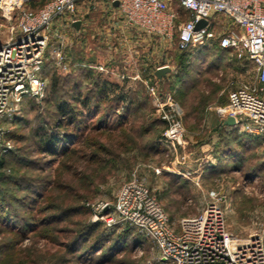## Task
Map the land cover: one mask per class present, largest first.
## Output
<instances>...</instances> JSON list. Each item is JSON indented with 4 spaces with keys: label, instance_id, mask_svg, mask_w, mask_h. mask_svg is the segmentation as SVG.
Instances as JSON below:
<instances>
[{
    "label": "rangeland",
    "instance_id": "1",
    "mask_svg": "<svg viewBox=\"0 0 264 264\" xmlns=\"http://www.w3.org/2000/svg\"><path fill=\"white\" fill-rule=\"evenodd\" d=\"M89 38L87 45L81 37L62 39L61 53L71 64L61 68L52 60L51 37L45 91L28 96L17 117L3 124L9 148L0 156V264H160L154 244L132 227L122 234L123 228L94 220L139 163L175 223L218 200L231 231L245 235L263 224L264 145L221 124L218 112L235 86L253 79V63L219 48L210 55L193 50L180 67V50L169 52V70L155 75L162 80L158 91L171 92L181 107L185 143L166 152L158 141L166 125L142 81L128 77L94 89L84 102L82 63L101 60L89 55ZM98 93L108 102L95 103ZM119 95L124 102H116ZM53 132L58 149L49 152L44 138Z\"/></svg>",
    "mask_w": 264,
    "mask_h": 264
},
{
    "label": "built area",
    "instance_id": "2",
    "mask_svg": "<svg viewBox=\"0 0 264 264\" xmlns=\"http://www.w3.org/2000/svg\"><path fill=\"white\" fill-rule=\"evenodd\" d=\"M201 19L205 24L196 29ZM87 36L93 40L89 55L101 60L82 66L112 85L128 77L142 81L166 125L158 138L166 152L185 143L181 107L171 92L158 91L162 80L155 75L170 67L169 52L217 45L246 56L254 77L235 86L218 112L224 120L233 116L232 127L264 145V0H0V156L9 148L3 124L17 117L24 97H39L47 87L43 68L50 38L56 42L52 60L65 68L71 63L61 53L62 39L81 37L87 45ZM141 166L123 181L114 202L99 205L95 221L111 229L132 227L154 244L160 264H264V223L245 235L235 233L218 200L175 223Z\"/></svg>",
    "mask_w": 264,
    "mask_h": 264
},
{
    "label": "trees",
    "instance_id": "3",
    "mask_svg": "<svg viewBox=\"0 0 264 264\" xmlns=\"http://www.w3.org/2000/svg\"><path fill=\"white\" fill-rule=\"evenodd\" d=\"M220 47H218L217 45H214V46H211V47H204L202 49H200L198 51L199 54H211L213 52L214 49H219ZM223 49V48H221ZM226 50V49H225ZM190 53L191 51H180V54H179V57H180V67L184 65H186V60L187 58H191L190 56ZM83 86L88 90V93L86 92V96L84 98V102L86 103L87 101L89 102L91 99V97H93L94 94L97 93L98 90H94V89H99V88H103V89H106L105 87H113L112 84H110L108 81L106 80H103V81H100L99 79H96V77L94 76V74H92V72L87 69L86 67H83ZM103 92V91H102ZM99 94V93H98ZM97 94V99H93V101L97 104H102L104 102H108V100H106L105 97H102L103 95L100 96V94L98 95ZM100 96V97H99ZM28 96L24 97L23 101L27 98ZM95 98V97H94ZM96 100V101H95ZM115 100H117L116 102H124V99L122 97V95H119V96H116L115 97ZM133 102V99L129 100V103H132ZM112 103V102H110ZM63 106H65V104L63 103V105L61 106V108L63 109L62 111H64L65 108H63ZM67 112V111H65ZM69 113V112H68ZM121 116V114H120ZM56 128H61L62 124L61 123H57L56 124ZM59 132V131H58ZM57 132H53V133H49L45 136L44 138V144H45V148L49 151V152H56V149L57 148V143L59 141L58 139V136L55 134ZM65 133L61 132L59 133V135H63L64 136ZM63 136L60 137V139H63ZM66 136V134H65ZM64 136V137H65ZM157 143V142H156ZM155 143V145H156ZM5 164V162L3 161V159H1V167H3ZM2 171V170H1ZM0 171V173H1ZM129 229V227H127ZM121 232H123L122 234L125 233V229H120ZM124 237V235H123Z\"/></svg>",
    "mask_w": 264,
    "mask_h": 264
},
{
    "label": "water",
    "instance_id": "4",
    "mask_svg": "<svg viewBox=\"0 0 264 264\" xmlns=\"http://www.w3.org/2000/svg\"><path fill=\"white\" fill-rule=\"evenodd\" d=\"M116 3V2H115ZM205 24V20L204 19H201L199 20L198 22H196L195 24V28L198 29L200 28L201 26H203ZM76 26H78V23H75ZM167 70H169L167 67L166 68H162V69H159L155 72V74L157 76H161L162 74H164V72H166ZM235 123V120H234V117L233 116H228L225 120H224V124L226 125H234Z\"/></svg>",
    "mask_w": 264,
    "mask_h": 264
},
{
    "label": "crops",
    "instance_id": "5",
    "mask_svg": "<svg viewBox=\"0 0 264 264\" xmlns=\"http://www.w3.org/2000/svg\"><path fill=\"white\" fill-rule=\"evenodd\" d=\"M222 21L226 24V26H228V27H232V22H231V20L230 19H222ZM121 35H123V34H121ZM125 35H127V34H125ZM142 50H146L145 48H141ZM141 50V51H142ZM143 52H145V51H142V53H141V55L140 56H142V57H145V53H143ZM90 70V69H89ZM91 71V70H90ZM92 72V71H91ZM127 72H129V73H132L133 71H127ZM123 81H128V80H123ZM220 122H221V124H223L224 125V119L222 118V117H220ZM225 126H231V125H226L225 124Z\"/></svg>",
    "mask_w": 264,
    "mask_h": 264
}]
</instances>
